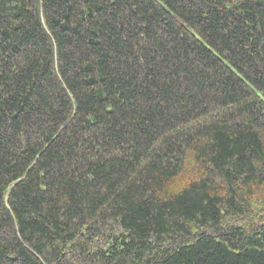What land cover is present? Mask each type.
Masks as SVG:
<instances>
[{
    "label": "trees",
    "instance_id": "trees-1",
    "mask_svg": "<svg viewBox=\"0 0 264 264\" xmlns=\"http://www.w3.org/2000/svg\"><path fill=\"white\" fill-rule=\"evenodd\" d=\"M264 0H0V264H264Z\"/></svg>",
    "mask_w": 264,
    "mask_h": 264
},
{
    "label": "rangeland",
    "instance_id": "rangeland-1",
    "mask_svg": "<svg viewBox=\"0 0 264 264\" xmlns=\"http://www.w3.org/2000/svg\"><path fill=\"white\" fill-rule=\"evenodd\" d=\"M229 225H235L239 228H245L250 231L253 227L264 226V195L252 201L249 212L240 217L228 221Z\"/></svg>",
    "mask_w": 264,
    "mask_h": 264
}]
</instances>
